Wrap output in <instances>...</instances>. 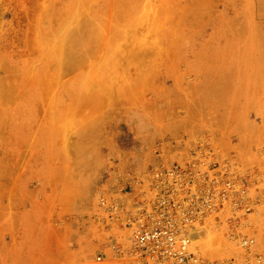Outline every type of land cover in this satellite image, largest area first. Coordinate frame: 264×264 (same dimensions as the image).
<instances>
[{"label":"rangeland","instance_id":"obj_1","mask_svg":"<svg viewBox=\"0 0 264 264\" xmlns=\"http://www.w3.org/2000/svg\"><path fill=\"white\" fill-rule=\"evenodd\" d=\"M198 149L264 183V0H0V264L43 225L82 264L104 192ZM209 228L204 255L264 264V206L251 253Z\"/></svg>","mask_w":264,"mask_h":264},{"label":"built area","instance_id":"obj_2","mask_svg":"<svg viewBox=\"0 0 264 264\" xmlns=\"http://www.w3.org/2000/svg\"><path fill=\"white\" fill-rule=\"evenodd\" d=\"M210 152L198 149L189 158L157 165L135 195L104 192L93 217L106 238L82 264H234V258L204 255L193 238L213 220L251 253L264 183L252 173H241L230 158ZM252 256V262L261 263L263 255Z\"/></svg>","mask_w":264,"mask_h":264},{"label":"crops","instance_id":"obj_3","mask_svg":"<svg viewBox=\"0 0 264 264\" xmlns=\"http://www.w3.org/2000/svg\"><path fill=\"white\" fill-rule=\"evenodd\" d=\"M87 218L84 217L82 220L85 221ZM41 228L43 231L38 229L35 235L36 248L30 254L32 261H35V264H54L53 259L59 254L60 248L57 234L51 231L48 225H43Z\"/></svg>","mask_w":264,"mask_h":264},{"label":"bare ground","instance_id":"obj_4","mask_svg":"<svg viewBox=\"0 0 264 264\" xmlns=\"http://www.w3.org/2000/svg\"><path fill=\"white\" fill-rule=\"evenodd\" d=\"M25 38V37H24ZM110 39V38H109ZM107 50V49H106ZM253 59V58H252ZM179 85V84H178ZM13 86V85H12ZM5 93V92H4ZM14 96V95H13ZM241 166V165H240ZM255 174V173H254ZM197 231V234L193 235V238L197 239L198 242H204L206 240L214 238L212 230L207 229V224L202 225ZM211 242V241H210ZM213 244V243H212ZM214 245V244H213ZM211 246V245H210Z\"/></svg>","mask_w":264,"mask_h":264}]
</instances>
